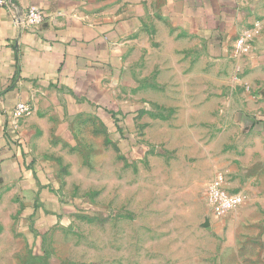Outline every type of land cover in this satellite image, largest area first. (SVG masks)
<instances>
[{
	"label": "crops",
	"instance_id": "1",
	"mask_svg": "<svg viewBox=\"0 0 264 264\" xmlns=\"http://www.w3.org/2000/svg\"><path fill=\"white\" fill-rule=\"evenodd\" d=\"M32 5L44 13L36 27L26 25ZM258 20L262 32L239 58L236 80L235 40ZM163 87L173 98H156L153 90ZM120 88L140 92L120 103ZM144 97L172 111L151 118V132L167 133L169 148L182 149L175 154L204 161L209 181L222 172L226 187L246 196L211 221L221 264H264V0H8L0 7V238L13 237L17 201L29 236L44 210L66 209L50 189L52 157L76 144L83 121L127 134ZM19 102L33 110L16 120Z\"/></svg>",
	"mask_w": 264,
	"mask_h": 264
},
{
	"label": "rangeland",
	"instance_id": "2",
	"mask_svg": "<svg viewBox=\"0 0 264 264\" xmlns=\"http://www.w3.org/2000/svg\"><path fill=\"white\" fill-rule=\"evenodd\" d=\"M232 60L237 80L243 68ZM142 89L151 96L150 86ZM135 91L118 89L119 102L133 103ZM153 93L173 98L164 87ZM145 97L127 134L113 135L92 118L80 125L73 147L57 149L50 189L66 209L44 210L29 236L20 225L29 221L22 217L25 204L15 202L16 225L13 237L0 238V264H221L222 243L211 228L220 218L205 198L207 164L175 154L182 149L169 148L167 133L151 132L150 119L172 111Z\"/></svg>",
	"mask_w": 264,
	"mask_h": 264
},
{
	"label": "built area",
	"instance_id": "3",
	"mask_svg": "<svg viewBox=\"0 0 264 264\" xmlns=\"http://www.w3.org/2000/svg\"><path fill=\"white\" fill-rule=\"evenodd\" d=\"M8 4V0H0V7ZM44 20V13L39 6L32 5L27 10L26 25L28 27H36ZM263 24L257 22L252 28L243 30L235 40L232 56L241 58L251 49L254 39L261 34ZM33 108L27 102H19L14 110L16 120L29 115ZM205 198L207 205L217 218H223L230 212L241 206L246 201V196L242 193H235L226 187L225 174L219 172L211 179L205 187Z\"/></svg>",
	"mask_w": 264,
	"mask_h": 264
}]
</instances>
